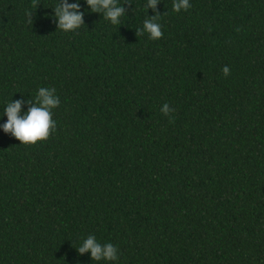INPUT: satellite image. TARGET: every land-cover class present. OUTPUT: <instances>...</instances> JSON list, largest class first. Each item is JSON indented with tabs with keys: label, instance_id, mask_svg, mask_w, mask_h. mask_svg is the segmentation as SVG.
Instances as JSON below:
<instances>
[{
	"label": "trees",
	"instance_id": "16d2710c",
	"mask_svg": "<svg viewBox=\"0 0 264 264\" xmlns=\"http://www.w3.org/2000/svg\"><path fill=\"white\" fill-rule=\"evenodd\" d=\"M119 3L64 33L58 0H0V116L61 101L44 141L0 130V264H97L88 235L118 264H264V0H160L155 41Z\"/></svg>",
	"mask_w": 264,
	"mask_h": 264
},
{
	"label": "clouds",
	"instance_id": "9594fccd",
	"mask_svg": "<svg viewBox=\"0 0 264 264\" xmlns=\"http://www.w3.org/2000/svg\"><path fill=\"white\" fill-rule=\"evenodd\" d=\"M87 9L94 14L102 15L103 19L111 25H119L122 17L125 16V7L119 0H83ZM160 0H147V12L151 9L155 15L145 19L142 27L136 30V34H147L149 39L155 41L163 36L162 25L159 22L161 14L156 12ZM81 0L69 3L68 0H58L54 10V17L57 30L64 33H71L84 25L85 12L81 11ZM191 7V0H173L172 10L176 13L187 12ZM225 76L229 75L230 69L225 66L222 69ZM60 97L56 94V89L51 87H40L36 93L34 101L23 99H11L4 106L3 115L0 121L6 116V122L0 124V130L5 134L18 140L21 145H35L38 141L46 140L51 131L56 128V122L52 119L53 110L60 106ZM27 105V111L23 108ZM173 109L168 103H164L161 112L169 116ZM83 256L90 254V259L97 264H118L119 249L111 242L101 243L94 235H88L80 242L76 249Z\"/></svg>",
	"mask_w": 264,
	"mask_h": 264
}]
</instances>
